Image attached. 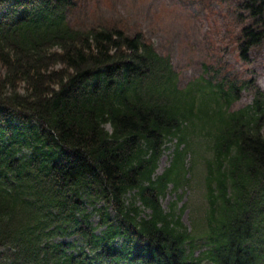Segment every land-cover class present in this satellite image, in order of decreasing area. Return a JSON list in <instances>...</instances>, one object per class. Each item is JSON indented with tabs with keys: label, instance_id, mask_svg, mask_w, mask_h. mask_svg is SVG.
<instances>
[{
	"label": "trees",
	"instance_id": "trees-1",
	"mask_svg": "<svg viewBox=\"0 0 264 264\" xmlns=\"http://www.w3.org/2000/svg\"><path fill=\"white\" fill-rule=\"evenodd\" d=\"M241 4L248 61L264 0ZM75 7L0 0V264H264V92L227 77L183 87L142 33L74 27ZM196 177L201 212L179 208Z\"/></svg>",
	"mask_w": 264,
	"mask_h": 264
},
{
	"label": "rangeland",
	"instance_id": "rangeland-1",
	"mask_svg": "<svg viewBox=\"0 0 264 264\" xmlns=\"http://www.w3.org/2000/svg\"><path fill=\"white\" fill-rule=\"evenodd\" d=\"M75 1L76 7L69 14L72 26L84 29L117 26L130 34L142 32L161 54L171 57L180 73L181 86L199 77L217 80L228 77L251 81L264 91V43L250 53L248 61L241 58L238 50L241 30L248 23L241 0ZM253 94V90L242 92L236 108L250 104ZM172 151L164 152L157 174L170 166ZM201 192L200 187L193 189L192 204L202 201ZM175 199L169 193L162 201L164 207L167 209ZM189 211H185L183 221L190 226Z\"/></svg>",
	"mask_w": 264,
	"mask_h": 264
}]
</instances>
